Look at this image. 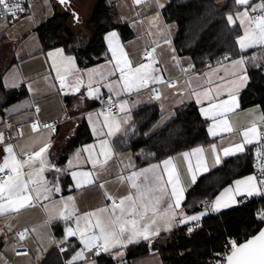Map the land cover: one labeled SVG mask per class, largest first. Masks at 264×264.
<instances>
[{"label":"snow or ice","instance_id":"snow-or-ice-1","mask_svg":"<svg viewBox=\"0 0 264 264\" xmlns=\"http://www.w3.org/2000/svg\"><path fill=\"white\" fill-rule=\"evenodd\" d=\"M57 2L66 9L71 8V0ZM144 2L146 0H134L137 5ZM155 3L158 9L166 6L160 0ZM29 6L26 0H0V17L17 21L22 16L27 17ZM230 9L225 10L223 21L230 32L237 33L233 41L236 55L233 51L224 52L214 63L206 62V70L198 71L194 63L183 64L176 49L170 47L171 59L183 76V86L180 79L167 75L157 55L158 48L171 46L167 38L162 44L153 41L146 45L136 60L117 31H109L103 37L106 46L103 63L92 68H80L77 57L66 54L64 48L45 53L49 63L45 79L51 78V87L62 95L79 94L81 99L101 101L103 106L100 111L87 114L94 142L76 149L63 165L50 152V136L39 146L34 143L25 150L29 146L19 141L31 137L25 136L23 127L16 128L15 137L0 131V217L19 216L24 210L36 207H40L46 217L39 226L14 228L9 222L0 227V234L11 236L15 255L30 256L25 241L29 237L38 239L41 229H51L53 224L60 223L63 236L59 240L52 238V242L65 255L62 264H97V258L102 255L110 257L115 264H126L123 249L130 244L141 241L151 244L161 232H170L181 225H190L187 231L191 234L202 226L201 221L209 212L220 213L250 198H264V108L256 106L252 110L253 118L240 128L234 127L231 121V117L242 110L240 93L250 82V68L264 70V0H231ZM72 15L74 23L79 24V14L73 11ZM157 21L162 23L159 11L154 14L152 23L163 36L165 29H161ZM257 50L262 54L258 55ZM24 84L18 72L8 78L0 77V88H17ZM160 86L174 89L172 94L181 97V104L187 99L198 106L201 117L209 122L208 135L213 141L219 140L207 148L201 145L179 154L192 184L196 183L198 174L210 170L209 157L214 166H219L223 158L253 149L257 171L225 187L207 205V210L198 214L188 215L182 206L185 186L175 158L137 168L129 156V163L120 173L113 176L109 169L114 160L123 165V159L114 148L115 141L123 140L121 133L127 135L134 131L131 112L138 101L132 97L148 92L149 99L160 101L166 98ZM28 90L32 91L30 84ZM34 111L38 114L39 106H34ZM6 127L12 125L6 124ZM30 129L36 136L42 129L50 133L56 131L53 124H40L38 120L31 121ZM234 136H239V140L230 139ZM112 179L126 184L127 194L111 195L106 185ZM66 183L69 194L64 196ZM91 188L102 193L105 203L81 211L75 193ZM256 216L264 223V209L258 210ZM37 251L43 253L47 249ZM34 258L43 259L42 255ZM0 261L8 264L3 253H0ZM207 264H264V228L243 240L229 239L223 251L214 252Z\"/></svg>","mask_w":264,"mask_h":264},{"label":"crops","instance_id":"crops-1","mask_svg":"<svg viewBox=\"0 0 264 264\" xmlns=\"http://www.w3.org/2000/svg\"><path fill=\"white\" fill-rule=\"evenodd\" d=\"M168 1L169 0H160V2L164 3L165 5L168 3ZM36 2H34V7L32 9L31 7L27 8V17L22 16V18L17 21H10L6 18L0 17V77L8 78L12 73L18 72L19 78L25 81V84L20 87L7 88L18 89L23 87L25 92L20 98L11 102L4 108L3 114L0 116V131H4L5 135L6 132L11 133V135L15 137L16 128L23 127L25 136L31 137V139L19 141V143L29 146V148H26L25 150H29L34 143L36 146H39L50 136L52 142V148L50 149V152L56 161L63 165L66 163V160L71 157L72 153L76 149L83 145L94 142L95 138L92 135L91 124L87 119V114L89 112L95 113L100 111L101 109L96 108V106L99 105L101 101L81 99L79 94L61 95L56 88L50 86L52 83L51 78L49 77L47 80L45 79L49 72V63L46 61L45 53L54 48L63 47L60 45L46 46L45 41L42 40L39 32L37 31V27L55 14L68 13L69 16L66 20V25L68 28H70V30H72V32L75 34L85 38H90L92 35V28L89 22L93 12V7L95 6L97 0H71L73 5L71 4L70 9H66L61 6L57 0H52V4L48 5L45 9H42L40 5H38L39 3L41 4V2ZM102 2L110 11L111 21L114 23H124L131 31L128 36L123 37L118 27L109 26L103 32L102 37H104L109 31H117L121 37V40L125 43L129 52L136 60L140 58L146 45L151 44L153 41L162 44L163 39H170L171 46L164 45L163 47L158 48L157 55L161 61V65L167 70V75L172 78L180 79L181 86H183V76L181 75L180 69L174 65V62L171 59L172 53L170 51V47L175 48L173 38L177 32L178 25L175 21L165 20L162 9L157 8L155 0H146V2L139 5L135 4L134 0H102ZM73 11L79 14L80 21L86 23L85 31L82 30L83 32H77L70 25V20L73 19ZM157 11L160 12L162 23L160 21H157L156 23L159 24L161 29H165L163 36H161L160 32L157 30L155 24L152 23L154 14ZM166 25L169 27L165 28ZM149 32L152 34L149 35ZM105 50L106 46L104 42V50L101 53L102 59L89 64H82L81 60H78L79 67L92 68L98 64H102ZM66 54L75 56L74 53H69L67 51ZM248 54L251 55L252 53L249 52ZM257 54L260 55L259 50H257ZM176 55L181 58V62L185 65L188 63H193V58L189 54H181L176 50ZM94 59H96V57ZM197 70L204 71L206 69L205 66H203L197 68ZM29 84L32 88V91L28 90ZM160 89L164 97H166L160 101L149 99L150 94L148 92H143L138 97H132L133 100L138 101V103L132 107V112L141 106L152 103L157 104L160 115L155 123V127L163 125L167 120L172 118L174 116L175 108L181 105V97L174 96L172 94L175 91L174 89H169L165 86H160ZM104 91L106 92V90ZM190 102L191 101L185 99L184 103ZM34 106H39L40 112L38 114L35 113ZM256 106L258 105L253 104L243 106L241 104L242 110L231 117L233 126L240 128L244 125H247L253 118L252 110L256 108ZM35 118L39 121H49L53 118H62L65 120L57 127L54 133H50L48 130H42L41 134L36 136L35 134L31 133L30 129V123ZM7 122L8 124L12 125L11 128L6 127ZM208 123L209 122H207L206 125V132ZM80 127L85 129L86 133L89 134V137L81 144H78L67 152H64L65 145L71 138L78 134ZM123 134L124 133H121L120 135ZM230 139L238 141L239 136H234ZM213 142L219 143V140L213 141L212 138V141L208 144L195 145L189 149L176 152L159 161H153L137 168L148 167L150 164L159 163L169 157L175 158L174 163L177 164L182 175L186 194V192L194 184L191 183L190 177L186 172V165L179 154L184 151H190L192 148L201 145L207 148ZM224 143L226 145L227 141ZM117 153L123 159V165H120L119 162L115 160L110 163L109 169L113 176L120 173L123 167L129 163L127 157H132L130 151H117ZM227 158H223V160ZM131 162L134 164L133 157ZM216 167L218 166H214L211 157H209L210 170ZM203 174H198L197 179ZM249 174H253V172L251 171L242 176L234 178L230 183L219 190L214 198L210 200V203L214 201L215 197L219 195L225 187L232 185L235 180L243 179ZM65 179L67 180V178ZM106 187L108 192L114 197L123 196L129 191L127 185L120 183L117 179L110 180ZM64 188L65 190L62 195L67 196L69 194L67 191V183L65 184ZM75 194L77 195L78 204L81 211L90 210L92 208L102 206L105 203L102 193L96 188H91L84 191L83 193L77 192ZM224 210L227 209H223L222 211ZM201 211L204 210H198L196 212L187 214H198ZM210 213L213 212H209V214ZM45 219L46 217L44 211L40 207H36L24 210L19 216L0 217V227H4L9 222H11L14 228L39 226L44 223ZM62 227V224L55 223L51 226V229H41L38 239L29 237L25 241L27 248L30 251V256L28 257L15 255L13 247L10 244L11 236H4L3 234H0L2 241L0 253L4 254L8 260V264H62L65 255L61 254L58 251L56 244L52 242V238L59 240L63 236ZM176 228L177 227L173 228L172 231ZM163 233L169 232H161V234ZM38 248H45L47 251L40 253L37 251ZM126 249L127 248L123 249L125 254ZM37 255H42L43 259L37 261L34 258ZM123 259L126 261V264H163L160 255L156 251H147L128 260H126L124 255ZM0 264H3V261H0Z\"/></svg>","mask_w":264,"mask_h":264},{"label":"trees","instance_id":"trees-1","mask_svg":"<svg viewBox=\"0 0 264 264\" xmlns=\"http://www.w3.org/2000/svg\"><path fill=\"white\" fill-rule=\"evenodd\" d=\"M230 2L231 0H169L162 9L165 20L175 21L178 25L173 38L175 49L178 53L191 55L197 68L205 66L208 61L212 62L224 52L233 51V55L237 54L233 48L237 33L230 32L223 21L225 10H231ZM68 16V13L55 14L40 24L37 31L46 46L60 45L65 51L74 53L82 64L102 59V35L107 27H118L123 37L131 33L126 24L111 21L110 11L102 0H97L93 7L89 22L92 28L90 38L72 32L66 25ZM24 92L23 87L0 88V116L4 108ZM240 99L243 106L256 104L264 108V70L250 68V82L240 93ZM159 115L156 103L135 109L132 112L134 131L120 135L123 140L117 139L114 143L116 151L131 152L137 167L212 141L206 132L207 122L192 102L177 106L172 118L155 127ZM88 137L89 134L80 127L78 134L65 145L64 152L81 144ZM153 153L155 155H151ZM252 161L253 149L249 148L245 154L224 159L221 165L201 175L185 194L182 206L186 213L201 210L205 200H212L234 178L251 172ZM259 208L264 209V203L252 201L220 213H210L202 219V226L191 234L187 231L188 226H178L175 230L156 237L151 244L141 241L129 245L125 258L128 260L147 251H156L163 264H207L214 252L222 250L229 236L243 240L259 229L262 224L256 216ZM1 245L0 238V248ZM97 264H115V261L102 255L97 258Z\"/></svg>","mask_w":264,"mask_h":264},{"label":"built area","instance_id":"built-area-1","mask_svg":"<svg viewBox=\"0 0 264 264\" xmlns=\"http://www.w3.org/2000/svg\"><path fill=\"white\" fill-rule=\"evenodd\" d=\"M26 4L28 5V3H27V1H26ZM213 63L215 62V59L212 61ZM61 94V93H60ZM62 95V94H61ZM102 106H103V104H102V102H100L99 103V105H97L96 106V108H99V109H101L102 108ZM33 120H38V119H33ZM65 119H62V118H53V119H51V120H49V121H39L40 122V124H44V123H50V124H53V126L55 127V129H57V127L64 121ZM7 124H8V122H7ZM42 130H47V129H42ZM8 135V132H6V136ZM253 173L254 172H256L257 171V169H256V167H255V157H254V155H253V161H252V170H251ZM252 201H257V202H260V203H264V198H261V197H253V198H250L249 200H247V201H245L244 203H241V204H238V205H242V204H245V203H248V202H252ZM208 204H210V200H205L204 202H203V205H202V209H204V210H207V205ZM261 208H259V209H257V211L258 210H260ZM188 227L190 226V225H187ZM229 239H234L233 237H228L227 238V240L225 241V243L229 240ZM224 243V244H225ZM224 244H223V246H224ZM223 251V248H222V250H220V251H216V252H222Z\"/></svg>","mask_w":264,"mask_h":264},{"label":"rangeland","instance_id":"rangeland-1","mask_svg":"<svg viewBox=\"0 0 264 264\" xmlns=\"http://www.w3.org/2000/svg\"><path fill=\"white\" fill-rule=\"evenodd\" d=\"M27 2H28V4L30 5L29 7H31V9L34 7L33 5H34V2H36V1H38V2H41V4L39 3L38 5H40V7L42 8V9H45V8H47V6L48 5H50V4H52L51 2H52V0H26ZM73 2V1H72ZM37 3V2H36ZM72 5H73V3H71ZM46 5V6H45ZM85 23V22H84ZM83 23V21H81L79 24H76V23H74V21H73V19L72 20H70V25L72 26V28L75 30V31H77V32H79V31H85V27H86V23L84 24ZM82 31V32H83ZM163 120V119H162ZM201 210H204V209H201ZM204 211H206V210H204Z\"/></svg>","mask_w":264,"mask_h":264},{"label":"water","instance_id":"water-1","mask_svg":"<svg viewBox=\"0 0 264 264\" xmlns=\"http://www.w3.org/2000/svg\"><path fill=\"white\" fill-rule=\"evenodd\" d=\"M259 228H264V223L261 224V226Z\"/></svg>","mask_w":264,"mask_h":264}]
</instances>
